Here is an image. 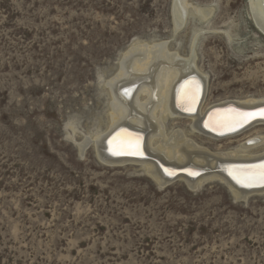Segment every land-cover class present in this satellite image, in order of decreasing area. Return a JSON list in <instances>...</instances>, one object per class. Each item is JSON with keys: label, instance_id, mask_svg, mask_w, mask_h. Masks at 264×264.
I'll return each instance as SVG.
<instances>
[{"label": "rangeland", "instance_id": "1", "mask_svg": "<svg viewBox=\"0 0 264 264\" xmlns=\"http://www.w3.org/2000/svg\"><path fill=\"white\" fill-rule=\"evenodd\" d=\"M173 3L0 0V264H264V193L240 200L214 179L196 190L182 180L161 186L142 164L97 156L114 104L140 117L149 101L137 93L152 75L124 59L141 44L194 54L205 80L199 116L264 103V37L249 0H186L176 31ZM156 118L167 137L181 132L213 154L264 137V124L214 139L191 118ZM251 152L263 155L264 145Z\"/></svg>", "mask_w": 264, "mask_h": 264}, {"label": "bare ground", "instance_id": "2", "mask_svg": "<svg viewBox=\"0 0 264 264\" xmlns=\"http://www.w3.org/2000/svg\"><path fill=\"white\" fill-rule=\"evenodd\" d=\"M187 7L189 6L186 0H174L172 15L175 31L181 28ZM175 8L178 10V14H176ZM193 9L196 14L204 20L209 19L212 14L210 8ZM249 9L251 21L258 32L264 37V0H249ZM124 59H131L128 66L133 71L140 73L149 70V73L152 75V83L141 88L137 93V95H145L149 101L144 108L138 110L140 117L127 116V118H125L128 113L125 109L126 107L116 103L114 104L115 106L110 118L112 125L116 126H113L114 128L112 127L113 129L111 128V131L96 142L97 156L102 163L110 166H123L128 163L142 164L147 168L152 179L161 186L169 185L176 180H182L192 190H196L203 185L205 181L214 179L224 183L228 190L240 200H245L248 196L255 193H264V188L245 189L241 186V183L237 182V180L243 181L245 179L259 181L261 166L264 165V163L260 166L257 165V167H255V165L249 168L232 170L230 168L225 169V167L222 166L224 164H254L264 161V154L258 156L251 152V150L264 145V137L258 135L248 137L245 142L241 144L240 153L213 154L205 149L197 147L191 141H188L181 132L176 131L170 137L164 134L163 126L160 120L156 118L157 113L161 115L170 114L174 118H191L193 128L207 135L202 129V120L209 109L205 110L202 116H199L200 109L199 111L197 110V113L189 115L182 114L178 106L179 103L182 102L187 108L192 110L193 104L195 102L197 103L196 99H198L196 84H199V86L202 85L203 87L205 86V80L200 77L192 65L194 62L193 53L189 58L181 59L176 54L169 53L164 43L151 46L141 44L132 47L125 54ZM121 76L122 74L120 73L117 77ZM192 86L194 87L190 89ZM186 90H188V93H184ZM231 104L242 109L264 107L263 102L255 101ZM227 106H229V103H223L215 108ZM237 114L238 113L230 109L215 112L210 115L205 127L208 128L209 124H224L231 120H237L239 118V114ZM262 124H264V121H256L247 126L246 129ZM118 127H120V131L113 135L108 141V152H110L112 156L114 153H124L141 155L146 158H119L113 160L112 157L106 154V149L103 148V144L106 138L114 133ZM142 139H144V145ZM155 139H158L159 142L154 149H151L150 143ZM86 144L87 141L79 145L81 151L87 146ZM160 166H169L174 169L190 167L192 170L204 171V174L196 178L180 175L175 179H167L164 176L163 168ZM167 173L170 174L169 172ZM263 184L264 183L255 182L253 186H261Z\"/></svg>", "mask_w": 264, "mask_h": 264}, {"label": "water", "instance_id": "3", "mask_svg": "<svg viewBox=\"0 0 264 264\" xmlns=\"http://www.w3.org/2000/svg\"><path fill=\"white\" fill-rule=\"evenodd\" d=\"M197 85V96H198V99H196L197 103L195 102L193 104V107H192V110L191 111H188V110H184L185 108H187V106L185 104H183L182 102L179 103V107H180V110L182 113L184 114H195L197 113V110L199 109L200 105L202 104V99H203V96H204V88L202 85L199 86V84H196ZM125 89H123L122 91H124ZM126 94V96L129 95V93L127 92H121V94ZM261 108V107H259ZM259 108H253V109H242V108H238L236 106H233V104H229V106L227 107H220V108H210L209 110H207L206 114L204 115V118L202 120V129L204 130V132L207 134V135H210L216 139H223V138H226V137H231V136H235L237 134H239L240 132L242 133L243 130H245L247 128V126H249L250 124H252L253 122H256V121H264V118L260 117V116H257L255 119H251V120H248L246 123H244L242 126L240 125H236L235 127V130H231V125H233L235 123L236 120H231L229 122H226L224 124H209L208 125V128L205 127V124H207V121L210 117V115H212L213 113L215 112H218V111H222V110H225V109H230L232 110L233 112L235 113H238V114H242V113H250V112H255L257 111ZM188 109V108H187ZM199 111V110H198ZM237 114V115H238ZM120 131V127H118L114 133L110 134L107 138H106V141H105V144L107 146L108 144V141L109 139L117 134V132ZM246 131V130H245ZM244 132V131H243ZM144 141V139H142V142ZM143 145H144V142H143ZM108 150L106 149V154L109 156V157H112L113 160L115 159H119V158H124V159H144L146 158L145 156H141V155H133V154H124V153H120V154H114L112 156V154L110 152H108ZM262 163H264V161H261V162H258V163H254V164H245V165H242V164H224L222 165L223 167H225V169H244V168H249V167H252V166H255L257 167V165H261ZM163 168V171H164V176L167 178V179H175L177 178L178 176L180 175H184V176H187L189 178H196L202 174H204V171H198V170H192V168L190 167H184V168H181V169H174L172 167H169V166H160ZM169 172L170 174H168L167 172ZM191 170V171H190ZM194 173V174H189V173ZM227 173V171H226ZM190 175V176H188ZM227 176L229 177V174L227 173ZM234 181V180H233ZM242 186V185H241ZM244 187V186H242ZM245 189H261V188H264V184L261 185V186H252V187H244Z\"/></svg>", "mask_w": 264, "mask_h": 264}, {"label": "snow or ice", "instance_id": "4", "mask_svg": "<svg viewBox=\"0 0 264 264\" xmlns=\"http://www.w3.org/2000/svg\"><path fill=\"white\" fill-rule=\"evenodd\" d=\"M186 110L190 111L191 109L188 108ZM257 116H260V117L264 118V107L259 108L255 112L239 114V118L235 121V123L233 125L230 126L231 130H235L236 125L242 126L248 120L255 119ZM114 154H117V153H114ZM189 174L191 175V174H194V173H189ZM237 182L241 183L242 186H244V187H252L255 182L264 183V165L261 166L260 180L259 181H253V180H250V179H245L243 181L237 180Z\"/></svg>", "mask_w": 264, "mask_h": 264}]
</instances>
